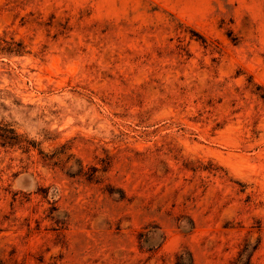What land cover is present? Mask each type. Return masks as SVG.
<instances>
[{
	"label": "rangeland",
	"instance_id": "374dc122",
	"mask_svg": "<svg viewBox=\"0 0 264 264\" xmlns=\"http://www.w3.org/2000/svg\"><path fill=\"white\" fill-rule=\"evenodd\" d=\"M0 264H264V0H0Z\"/></svg>",
	"mask_w": 264,
	"mask_h": 264
}]
</instances>
